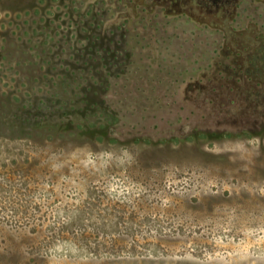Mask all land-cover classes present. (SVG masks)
<instances>
[{"label": "rangeland", "instance_id": "374dc122", "mask_svg": "<svg viewBox=\"0 0 264 264\" xmlns=\"http://www.w3.org/2000/svg\"><path fill=\"white\" fill-rule=\"evenodd\" d=\"M0 264H264V0H0Z\"/></svg>", "mask_w": 264, "mask_h": 264}]
</instances>
